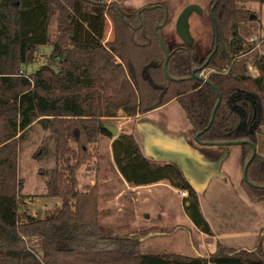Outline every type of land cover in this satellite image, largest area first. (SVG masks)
Masks as SVG:
<instances>
[{"label": "trees", "instance_id": "16d2710c", "mask_svg": "<svg viewBox=\"0 0 264 264\" xmlns=\"http://www.w3.org/2000/svg\"><path fill=\"white\" fill-rule=\"evenodd\" d=\"M251 1L264 3L210 0L212 45L202 56L194 44L169 46L161 34L179 6L174 2L124 11L119 0H0V264H264L262 234L253 249L218 244L213 253L196 256L144 252L135 238L101 225L108 212L99 208V185L85 191L79 186V171L96 156L95 144L110 138L126 182L167 181L187 191L188 218L212 236L198 193L180 167L147 157L131 132L121 129L114 136L106 128L120 110L135 117L175 99L201 142L239 141L243 167L252 155L249 142L254 144L257 153L241 185L251 201H264V54L253 62L258 76H251L248 45L238 32L253 14L246 7ZM108 20L113 37L105 40ZM158 35L170 54L171 78L164 71L166 52ZM44 45L52 46L47 62L28 75L27 66ZM246 93L254 95L257 112ZM234 103L245 108L249 123L259 121L255 134L236 130L240 116L231 108ZM36 123L55 138L56 164L45 196L61 204L46 217L20 212L25 195L19 146ZM94 164L88 171L98 172V161Z\"/></svg>", "mask_w": 264, "mask_h": 264}, {"label": "rangeland", "instance_id": "374dc122", "mask_svg": "<svg viewBox=\"0 0 264 264\" xmlns=\"http://www.w3.org/2000/svg\"><path fill=\"white\" fill-rule=\"evenodd\" d=\"M113 1L117 0H104V2L107 3ZM173 2L179 4V6L173 15V18L161 29V34L163 35L165 41L169 46L183 41L177 33V19L187 6L196 5L202 10V12L198 13L197 11H192L187 18V25L194 46L202 56L205 55L212 45L211 16L209 10L210 0H119L120 6L124 11L130 8H144L153 3L173 4ZM246 7L250 9L251 13L255 14V17L251 18V15L253 14H250L247 21L241 22L239 24L238 32L248 45L249 51L246 54V57L248 58V64H253L254 60L259 55L264 54V3L251 1L246 4ZM112 37V23L110 20H108L105 40ZM51 51L52 46L50 45L39 46L35 53L33 62L27 66L26 73L29 75L41 65L45 64ZM118 62L119 61H115V63ZM251 76L255 77L254 75ZM167 109L170 111L177 109L181 115H185L184 111L182 110V106L178 101L173 102V104ZM165 113L166 115L162 114L160 116L167 118L169 112ZM122 114L124 116H122ZM125 116L127 115H125L121 110L118 111L117 116L111 118L110 124L117 126L119 131L123 129L127 132H131L134 135L133 131H135V122L131 121L127 124L124 123L127 120V118H123ZM185 119L187 118L185 117ZM107 139L108 138L106 137H102L98 140V142L95 144L96 149H98L95 152L96 156L89 164L84 165L79 171V186L83 191L94 186L96 183L99 185V180L101 181L102 179L100 175H102L103 172L99 174V179H97V171H88V167H97L96 164H94L95 161L99 162L98 165L100 163L103 166L107 165V174L109 177L112 176V171L108 165V162L110 161V148L108 146ZM233 145L235 144H232L231 146ZM233 147L232 149H234ZM55 164V138L53 134H51V132L42 124L36 123L30 133V137L27 140L20 142L19 146V176L23 179L21 193L25 195L23 202L20 204V212L22 215L26 213L34 216L39 215L41 217H46L56 214L57 208L61 204L60 200L45 196L47 192L46 182L49 178L51 170L55 167ZM87 179L90 180V185L86 187V183H88ZM175 195V199L171 201L172 206L175 207H171L169 211H166V204L163 194L151 195L148 200H146L147 202L139 199L134 200L133 198L127 199V196L103 194L99 197V208L100 210L107 211L108 215L101 218L100 223L107 230L114 234L135 238L138 242H140L142 251H144V249L141 246L142 243L140 239L146 237L148 233H151L152 231H162L166 232L167 234H171L177 229H182L183 234L185 233L187 238L189 235L188 241L190 239L191 244L193 243L192 245L186 243L164 244L160 242L149 246V248L164 252L157 254L175 253L187 255L180 253L185 248V245L186 247H194V245H197L196 247L198 249V245H200L201 242H206L207 244V242L214 239L215 234L208 236L193 228L190 225V219H187L188 216L184 210L185 207L182 203V199L178 194ZM168 217L169 219H166ZM170 221H174L178 224L171 223ZM165 223H170V225L163 226L162 230H154L155 228L152 227L155 224ZM150 226L152 228H148ZM189 230L191 233H189ZM70 233H72L71 229L69 230V234ZM183 239H185V235L183 236ZM218 244L227 246L220 242H218L217 245ZM227 247L238 249L237 247L232 246ZM254 247L248 249H253ZM146 252L149 253L150 251Z\"/></svg>", "mask_w": 264, "mask_h": 264}, {"label": "crops", "instance_id": "0c3cea01", "mask_svg": "<svg viewBox=\"0 0 264 264\" xmlns=\"http://www.w3.org/2000/svg\"><path fill=\"white\" fill-rule=\"evenodd\" d=\"M248 73L254 76L259 74L258 69L253 64H248ZM175 101L173 99L158 108L138 114L135 117L125 116L123 118H127L124 122L126 124L131 121L135 122L133 133L143 153L157 161L179 164L198 193L202 212L215 234L214 239L207 244L201 242L198 249L197 245L194 247H186L185 245L180 253L188 256H196L197 253H212L216 250L218 242L237 248H252L262 232L264 247V201H251L242 188L244 167L241 163L240 145L235 144L233 146L236 147H233L232 144L224 146L197 143L192 126L188 119H185L186 115H181L177 109L171 111L167 109ZM165 112H169V116L167 115V118L161 117L162 114L166 115ZM122 116L124 115L122 114ZM107 140L110 148L108 165L112 171V176L109 177L107 174V165L103 166L101 163L98 165L97 179H99V174L103 172L100 175L102 179L99 180L100 196L110 194L146 201L151 195L163 194L166 204L165 210L169 211L171 207H175L172 206L171 201L175 199V194H178L184 205V198L178 189L172 187L167 181L148 185H131L126 182L114 162L111 150L112 140L110 138ZM226 151L227 156L218 169L215 167V163ZM87 181L86 187L90 185V180L87 179ZM187 219L189 220L188 217ZM170 222L178 224L174 221ZM189 222L193 228L198 230L191 220ZM169 225L170 223L155 224L152 227L155 228L154 230H162L163 226ZM182 231V229H177L171 234L152 231L140 239L141 246L144 251L157 254L164 252L150 249L149 246L160 242L164 244H191L190 239L188 241L189 235L187 234V238ZM189 233H191L190 230ZM184 235L185 239H183Z\"/></svg>", "mask_w": 264, "mask_h": 264}, {"label": "water", "instance_id": "95a60500", "mask_svg": "<svg viewBox=\"0 0 264 264\" xmlns=\"http://www.w3.org/2000/svg\"><path fill=\"white\" fill-rule=\"evenodd\" d=\"M216 2H218V0H216ZM216 6V3L212 6L211 8V11H213L214 7ZM192 11H197L198 13H201L202 10L196 6V5H189L187 6L183 11L182 13L179 15L178 19H177V23H176V29H177V33L179 34V36L182 38V40L188 44V45H192L193 44V41H192V38L189 34V30H188V25H187V18L189 16V14L192 12ZM254 18L253 15H251V18ZM167 22V13L165 15V19H164V24H166ZM158 30V27H155V32H157ZM217 37V36H216ZM158 38H159V42L161 44V46L163 47V49L165 50L166 52V61H165V64H164V71L166 73V75L171 78L169 72H168V68H167V63H168V60L170 58V54L168 53V51L166 50L164 44H163V39L161 36L158 35ZM217 50V44L215 45V48H214V51L213 53ZM212 53V54H213ZM211 54V55H212ZM210 55V56H211ZM210 58V57H209ZM209 58H208V61H209ZM207 61V62H208ZM196 74V71H193V75ZM195 77L197 79H200V80H203V81H206V79L202 76H197L195 75ZM220 105V98H219V101L217 102L215 108H214V112H213V115H212V118L210 120V124H212V122L214 121V117H215V112H216V109L218 108V106ZM233 110L236 111L238 113V115L240 116V121L236 127V130L239 131V132H244L246 133L247 135H253L256 133L257 129H258V126H259V121L258 120H255L253 121L252 123H249L248 120H247V112L245 110L244 107L242 106H235L233 107ZM106 128L114 135V136H117L118 135V132H119V128L117 126H114V125H111V124H107L106 125ZM200 133L196 134L195 138H196V141L197 143H200V144H205L204 142H201L198 137H199ZM249 142V141H248ZM239 141H227V142H223V143H218L216 145H224V146H229L230 144H238ZM253 149H252V155H251V158L247 161L245 167H244V171H243V177H244V180L245 181H248V176H247V171H248V167H249V164L250 162L252 161V159L255 157L256 153H257V150H256V147L254 146V144L252 142H249ZM205 145H212V144H205ZM227 156V151L225 152V154L220 157L216 163H215V167H217L218 169H220V166L222 164V161L226 158ZM180 169L182 170L181 166L179 164H177ZM183 172V170H182ZM183 174L185 175V173L183 172ZM185 177L187 178V176L185 175ZM198 255V253H197ZM200 255H203V254H200Z\"/></svg>", "mask_w": 264, "mask_h": 264}, {"label": "flooded vegetation", "instance_id": "af4514ba", "mask_svg": "<svg viewBox=\"0 0 264 264\" xmlns=\"http://www.w3.org/2000/svg\"><path fill=\"white\" fill-rule=\"evenodd\" d=\"M240 96H241V94L239 93V94H236L234 97L238 98V97H240ZM244 96H245L249 101H251V103H252V105H253L255 111L257 112V110H258L259 108H258V105H257V103H256V101H255L254 95L249 94V93H246ZM232 100H235V99L232 98ZM235 106H238V107H239V106H241V105H239V104H237V103H234V104H232L231 108L233 109V107H235ZM253 121H255V120H253ZM253 121H252V122H253ZM252 122H251V123H252Z\"/></svg>", "mask_w": 264, "mask_h": 264}, {"label": "built area", "instance_id": "2783aa9c", "mask_svg": "<svg viewBox=\"0 0 264 264\" xmlns=\"http://www.w3.org/2000/svg\"><path fill=\"white\" fill-rule=\"evenodd\" d=\"M256 77V76H255ZM179 193H180V195L182 196V197H185L186 195H187V191H185V190H181V191H179Z\"/></svg>", "mask_w": 264, "mask_h": 264}]
</instances>
